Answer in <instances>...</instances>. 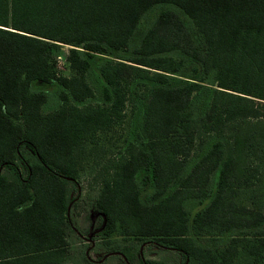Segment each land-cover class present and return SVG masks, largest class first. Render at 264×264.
<instances>
[{"label":"trees","instance_id":"trees-1","mask_svg":"<svg viewBox=\"0 0 264 264\" xmlns=\"http://www.w3.org/2000/svg\"><path fill=\"white\" fill-rule=\"evenodd\" d=\"M59 43L70 74L54 69ZM95 55L103 100L77 104L95 92ZM136 78L154 84L141 83L134 138L102 166L89 199L101 232L174 249L182 264H235L239 248L247 264L262 258L264 0H0V264H67L81 195L73 150L122 119ZM206 78L208 106L191 118ZM53 79L61 102L43 112L31 82ZM197 130L217 136L201 153ZM147 185L151 201L141 198ZM241 190L249 203L236 199ZM192 235L221 244L202 250Z\"/></svg>","mask_w":264,"mask_h":264},{"label":"rangeland","instance_id":"rangeland-1","mask_svg":"<svg viewBox=\"0 0 264 264\" xmlns=\"http://www.w3.org/2000/svg\"><path fill=\"white\" fill-rule=\"evenodd\" d=\"M68 47V44L59 43L52 52L54 69L58 74H70L67 61L65 60ZM100 57L102 58L103 55H95L90 60L91 69L90 73L87 74L88 82L94 87L95 92L82 101L76 102L77 104L95 103L103 100L99 92L101 80L97 75L98 72L96 67ZM181 71L186 72L187 69ZM169 75H171V77H179L177 74ZM171 80L172 79H170V81ZM210 82V79L206 78V80L201 82L202 85L198 90L191 94L187 107L191 118H198L207 108L210 100L211 88L213 87ZM141 83L148 85L154 84L152 80L133 79L129 83L130 93L123 106L122 119L115 122L105 131L95 132L88 139L83 141L82 146H77L73 150V155L77 163L81 166L77 178L81 195L72 208V220L75 229L68 231L67 235L68 249L65 256V262L67 264H126L122 259V255L114 252L119 250V247L132 255L131 262L133 264H141L137 252L140 244H137V240L132 236L122 234L119 230L120 228H117L113 233L107 234L101 232L99 214H94L89 204V199L93 197L99 189L98 176L96 178L97 173L101 172L102 166L107 164L111 157H117L122 152L127 141L134 138L137 123L140 118L141 93L143 89ZM31 87L35 90L43 91L45 94V100L40 107L41 111L49 112L60 105L61 101L57 95L58 84L54 79L45 83L32 81ZM215 137L217 136L211 132L197 130L194 135L193 150L198 149V153H201ZM202 141L203 143L199 148V144ZM197 154L193 153L188 157L182 171L183 173L188 171L192 163L196 160ZM67 187L69 195L75 193L69 183H67ZM151 191L152 189L149 185L145 186L141 192V198L144 201H151ZM249 194L250 192H248V190H241L237 194L236 199L241 203H249ZM192 236L196 245L202 250H204L206 246L212 248L217 242L218 245L221 244V240L214 243L208 235ZM134 246L137 248L136 250H134ZM109 251L110 253L103 256V254ZM141 251L144 258L152 259L157 264L183 263V257L174 249L156 247L152 243H146L141 246ZM234 262L235 264L248 263L245 253L240 248L234 256ZM256 264H264V255Z\"/></svg>","mask_w":264,"mask_h":264},{"label":"flooded vegetation","instance_id":"flooded-vegetation-1","mask_svg":"<svg viewBox=\"0 0 264 264\" xmlns=\"http://www.w3.org/2000/svg\"><path fill=\"white\" fill-rule=\"evenodd\" d=\"M146 243H149L148 241H145V242H143V243H141L140 244V246H139V253H140V259H144V256L142 255V251H141V246L143 245V244H146ZM113 252V251H112ZM114 252H117V253H120L118 250H116V251H114ZM108 253H110V251L109 252H106L105 254H108ZM104 255V254H103ZM106 256V255H105Z\"/></svg>","mask_w":264,"mask_h":264},{"label":"water","instance_id":"water-1","mask_svg":"<svg viewBox=\"0 0 264 264\" xmlns=\"http://www.w3.org/2000/svg\"><path fill=\"white\" fill-rule=\"evenodd\" d=\"M68 209V208H67ZM96 214H98V213H96ZM105 255H107V254H104L103 256H105ZM185 264V263H184Z\"/></svg>","mask_w":264,"mask_h":264}]
</instances>
